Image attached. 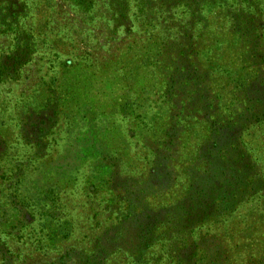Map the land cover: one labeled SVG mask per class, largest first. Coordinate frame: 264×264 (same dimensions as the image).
Returning a JSON list of instances; mask_svg holds the SVG:
<instances>
[{
	"label": "rangeland",
	"instance_id": "obj_1",
	"mask_svg": "<svg viewBox=\"0 0 264 264\" xmlns=\"http://www.w3.org/2000/svg\"><path fill=\"white\" fill-rule=\"evenodd\" d=\"M208 1L0 0V264H264V0Z\"/></svg>",
	"mask_w": 264,
	"mask_h": 264
},
{
	"label": "trees",
	"instance_id": "obj_2",
	"mask_svg": "<svg viewBox=\"0 0 264 264\" xmlns=\"http://www.w3.org/2000/svg\"><path fill=\"white\" fill-rule=\"evenodd\" d=\"M206 0H201V2H205ZM165 2H167V0H159V4L161 5V3L162 4H165ZM209 3L210 2H212V3H215V0H209L208 1ZM146 4H152V0H146ZM247 8V7H246ZM97 248V247H96ZM95 248V249H96ZM75 252V251H74ZM95 252L96 251H94V252H92V253H87L86 255H85V259L84 260H96L95 258H96V256H98V255H100V253H97V254H95ZM69 253L70 252H67V253H65V254H63L62 256H60L58 259H57V261L56 262H58V261H61L62 259H65L66 258V256L67 255H69ZM76 254H78V255H83L82 253H78V252H76ZM80 257V256H79ZM106 257V256H105ZM105 257H104V255L100 258V259H102V260H104L105 259ZM101 260V261H102ZM49 264H52V263H49ZM59 264H61V263H59ZM94 264V263H93Z\"/></svg>",
	"mask_w": 264,
	"mask_h": 264
}]
</instances>
